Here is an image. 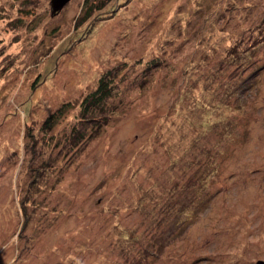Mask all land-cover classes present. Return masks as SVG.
<instances>
[{
    "label": "rangeland",
    "instance_id": "374dc122",
    "mask_svg": "<svg viewBox=\"0 0 264 264\" xmlns=\"http://www.w3.org/2000/svg\"><path fill=\"white\" fill-rule=\"evenodd\" d=\"M90 1L0 0V264L264 260V0ZM107 70L108 121L76 141Z\"/></svg>",
    "mask_w": 264,
    "mask_h": 264
},
{
    "label": "trees",
    "instance_id": "16d2710c",
    "mask_svg": "<svg viewBox=\"0 0 264 264\" xmlns=\"http://www.w3.org/2000/svg\"><path fill=\"white\" fill-rule=\"evenodd\" d=\"M86 2H88L89 0H85ZM96 1L95 0H91L89 7L91 9H89L88 11H85L84 14V20H87L88 18H90L93 14V11H95V9L97 8H101V5H95ZM230 5H228L227 7H229ZM103 7V6H102ZM256 29H258V33L260 35H257L254 37V43L256 45V47L258 48L259 45H262L264 43V16L262 17L260 23L258 26H255L254 30L256 31ZM237 45H232L230 50L228 49V53L231 54V59L230 62L233 65L235 62V59H237V56L241 55L242 53L245 52L246 47H243V51H242V47H240L241 49H239V46ZM236 48V49H235ZM255 48V47H254ZM256 48V49H257ZM160 55H157V57L152 58L151 60H149L147 62V66L148 67H152L157 66L159 63H161V59H160ZM264 67V64L262 65V68ZM113 73V72H112ZM110 70H107L106 72L102 73L98 79V84L97 86H95L94 89H92L91 91H89L81 100L80 102V110H79V118L78 120L76 119V121L74 122L73 125H71V130L72 133L73 131L77 130V134L74 136L76 138V141H79L81 139H85V140H89V138H94L95 135L98 133V129L101 126H104L105 123H107L108 121V116L107 113H109L110 108L113 106V101L112 99L115 98L116 93H115V82H116V78L113 77L115 76L114 74L112 75ZM252 79H249V77H246L244 80L243 78L241 80L238 79L237 83L234 84L232 83V87L230 85V93H235L233 95L240 97L241 95H239V93L241 91L236 92L237 90H239L240 88L245 90L249 88V85L252 84ZM228 93V91H227ZM229 93V94H230ZM217 105V106H216ZM215 106L216 108L220 107V104L217 103ZM227 105V104H226ZM73 106L71 101H65L63 103H61V105L52 113H50L44 121L43 124V128L45 127V129H49L53 124H56L59 119L65 114V112L71 107ZM228 106V105H227ZM77 123H79L80 125H82L81 127L75 126L74 125ZM95 123V125L92 128H89L88 126H86V123ZM71 137H66V140L69 141L71 148H74L75 145V140L71 139ZM74 141V142H73ZM66 163V162H65ZM45 163L42 164V166H44ZM66 165V164H65ZM44 167H41V169L39 167H37L36 170V174L35 177L33 178V182H42V178L44 176V172L49 171L50 168L47 170L43 171ZM39 187V185H38ZM22 203V207L21 210L24 213V215L26 216V219L24 222L27 221L28 219V213H27V209L25 206V200H21ZM165 205V204H164ZM171 206V205H170ZM186 206V204H185ZM186 209H188V207H184L182 210L185 211ZM161 210V209H160ZM160 213V212H159ZM161 220V219H160ZM162 221V220H161ZM145 249V251L151 252V254H154L153 252L155 251H149V249L143 248ZM143 249H141V252H145ZM139 253V251H138ZM137 253V254H138ZM146 253V252H145ZM142 255V254H140Z\"/></svg>",
    "mask_w": 264,
    "mask_h": 264
},
{
    "label": "water",
    "instance_id": "95a60500",
    "mask_svg": "<svg viewBox=\"0 0 264 264\" xmlns=\"http://www.w3.org/2000/svg\"><path fill=\"white\" fill-rule=\"evenodd\" d=\"M70 0H51L52 13H57ZM257 264H264V260L259 259Z\"/></svg>",
    "mask_w": 264,
    "mask_h": 264
}]
</instances>
